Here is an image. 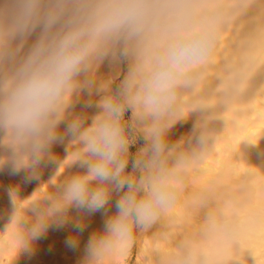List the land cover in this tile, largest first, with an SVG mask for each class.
I'll list each match as a JSON object with an SVG mask.
<instances>
[{
	"label": "clouds",
	"instance_id": "9594fccd",
	"mask_svg": "<svg viewBox=\"0 0 264 264\" xmlns=\"http://www.w3.org/2000/svg\"><path fill=\"white\" fill-rule=\"evenodd\" d=\"M218 36L200 0H0V171L30 182L56 165L33 194L44 195L21 207L11 193L22 248L72 223L75 249L100 212L82 264H105L171 210L205 146L203 107L190 101ZM106 62L114 71L102 74ZM85 96L93 114L75 110ZM65 141L61 158L52 149Z\"/></svg>",
	"mask_w": 264,
	"mask_h": 264
},
{
	"label": "bare ground",
	"instance_id": "6f19581e",
	"mask_svg": "<svg viewBox=\"0 0 264 264\" xmlns=\"http://www.w3.org/2000/svg\"><path fill=\"white\" fill-rule=\"evenodd\" d=\"M200 4L219 28L214 54L190 101L203 107L205 146L186 166L171 210L138 233L135 264H264V0ZM113 71L107 62L100 69ZM86 99L75 110L93 114L94 108H84ZM193 125L194 118L178 123L170 139L188 135ZM66 146L67 141L57 143L52 151L63 158ZM55 172L56 165L48 163L38 180L27 182L24 173L13 175L8 167L0 171V264H82L90 235L103 226L102 213L87 218L75 249L66 244L76 231L72 223L49 227L22 248L19 215L12 220V191L23 207L44 195L43 188L33 194ZM71 214L75 217L76 210ZM135 239L105 264H126ZM53 253L63 257L57 261Z\"/></svg>",
	"mask_w": 264,
	"mask_h": 264
},
{
	"label": "rangeland",
	"instance_id": "374dc122",
	"mask_svg": "<svg viewBox=\"0 0 264 264\" xmlns=\"http://www.w3.org/2000/svg\"><path fill=\"white\" fill-rule=\"evenodd\" d=\"M123 68V67H122ZM142 141H140V143L138 144V145H136V146H134L132 149H131V151L132 152H135L136 151V148L137 147H139V146H141L142 145ZM137 238H138V234H137V237H136V239H135V242L133 243V249H132V254L129 256V258L127 259V263L126 264H135V262H136V257H137V255H138V241H137ZM59 247V246H58ZM57 247V248H58ZM48 251V250H47ZM46 251V254H48V252ZM53 255H55V253H53L52 254V256ZM50 256V255H49ZM56 256V255H55ZM54 256V257H55ZM59 255H57L56 256V258H57V261H60L61 260V257H63V255L61 256L60 255V257H58ZM73 262V261H72ZM67 264V263H66Z\"/></svg>",
	"mask_w": 264,
	"mask_h": 264
}]
</instances>
